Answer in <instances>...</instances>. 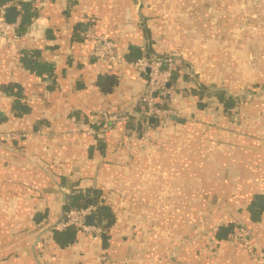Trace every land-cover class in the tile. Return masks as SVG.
<instances>
[{"label":"crops","instance_id":"obj_1","mask_svg":"<svg viewBox=\"0 0 264 264\" xmlns=\"http://www.w3.org/2000/svg\"><path fill=\"white\" fill-rule=\"evenodd\" d=\"M16 2L30 4L35 17L15 44L0 40V131L24 135L0 138V264H264V208L255 221L248 213L264 199V0L0 7ZM92 25L122 57L134 47L135 60L178 62L167 84L168 121L138 141L124 122L98 147L86 132L97 114L130 112L147 85L146 74L92 56ZM32 51L52 72L22 65ZM200 86L234 99L231 115L212 94L198 99ZM71 188L102 191L114 214L103 248L85 234L60 248L47 230ZM241 220L252 251L232 234L217 235Z\"/></svg>","mask_w":264,"mask_h":264},{"label":"built area","instance_id":"obj_2","mask_svg":"<svg viewBox=\"0 0 264 264\" xmlns=\"http://www.w3.org/2000/svg\"><path fill=\"white\" fill-rule=\"evenodd\" d=\"M5 8L6 6L0 7V40L6 41L9 45H13L19 38L21 9L19 5L16 6V9L20 12V15H18L15 21L10 24L7 23L5 19ZM86 39L93 43L91 54L94 58L104 61L110 67H132L137 70V72L146 74L147 85L138 100L145 104L146 110L144 114L146 117L152 118L154 116H168L170 114L169 112L158 108L155 104L157 103V97L160 93L166 92L169 95L167 84L171 78L173 66L178 64V62L174 60L172 56H151L140 58L134 61H128L118 53L115 42L112 39L97 33L93 25L90 26L89 31H87ZM101 117L102 125L100 128L98 130L88 128L86 131L88 134L103 136L111 130L114 124L118 122H126L128 119L126 114L108 115L106 113H102ZM150 129L151 128L149 125L146 124L145 130L148 131ZM23 136V134L12 131H0V138L5 140H17ZM96 210L97 207L95 205H90L84 208L71 209L66 213L63 212L60 220H58L55 225L47 228V230L51 231L53 228H73L80 234L92 236L93 240H96L97 242L103 235L102 230L95 225H88L86 222L87 218L89 216H93V213L96 212ZM232 235L237 240V242L244 246V250L252 251L250 244L251 233L248 229L237 225L233 228ZM105 259V255L101 253L98 255V260L103 261Z\"/></svg>","mask_w":264,"mask_h":264},{"label":"trees","instance_id":"obj_3","mask_svg":"<svg viewBox=\"0 0 264 264\" xmlns=\"http://www.w3.org/2000/svg\"><path fill=\"white\" fill-rule=\"evenodd\" d=\"M13 0H0V6L4 5L7 2H10ZM17 5L20 6L21 9V22L19 26V32L22 33L26 31V27H28L31 23V21L35 17V12L30 4L24 3V2H16ZM22 33V34H24ZM139 51L134 48L130 47V53L124 54L123 58L126 60H135L136 58L140 57ZM21 63L26 67L28 70L31 71V73H36L37 75H41L44 72L50 73L52 72L53 68L51 65L43 62L39 58V54L37 52H25L21 57ZM177 71L175 70L174 74H172V78L175 77V74ZM101 87V84H100ZM106 86L103 85V89H105ZM194 94L196 97L201 98L204 94L206 95H213L214 98L218 99L222 105L223 112L230 114V111L234 105L236 104L234 99L227 97L224 92L222 91H212L210 93L209 89L204 86H200L199 88H195ZM169 95L166 92H162L157 97V103L155 104L158 108L168 112L171 109V104L169 101ZM204 103L200 102V108H204ZM146 110L145 104L138 101L130 110V112L126 113V116L128 117L127 121L124 122L126 126L127 133H130L132 135L133 141H138L142 137H144L145 134V126L146 124L149 125L150 128H156L158 125H161V122L168 121L170 115L168 116H154L152 118H148L145 116L144 112ZM87 128H93L95 130H98L100 126L102 125V117L101 114H97L95 116V119L93 122L86 121ZM42 125L41 123H38L35 128ZM94 139L96 140L97 147L99 146V141L102 140V136L95 135ZM131 140V139H130ZM90 205H95L97 207L96 212L93 213V220L95 226L99 227L103 235L100 237L102 240V248L103 245L106 244V237L109 236L110 229L114 223V214L110 208V206L105 202V198L103 196V193L100 189L97 188H86V189H76L71 188L70 194L67 196V199L64 204V212L71 209H79L84 208ZM262 211V209L258 208L253 202L248 207V213L250 216V220H257L258 214ZM44 216L41 214L37 216L36 222L41 223L43 222L42 219ZM242 223L238 224L240 227H245V224H243V220H241ZM246 228V227H245ZM232 234L233 232V225H228L226 227H222L217 231V235L220 236L221 234ZM80 235V233L73 228H65V229H57L53 228L51 229V236L53 241L58 245L60 248H64L70 244H72Z\"/></svg>","mask_w":264,"mask_h":264},{"label":"water","instance_id":"obj_4","mask_svg":"<svg viewBox=\"0 0 264 264\" xmlns=\"http://www.w3.org/2000/svg\"><path fill=\"white\" fill-rule=\"evenodd\" d=\"M4 13H5V19L7 23L11 24L15 21V17L17 16V11L14 7H6L4 10ZM256 205L258 208L263 209L264 199L257 200ZM86 222L88 225H93L94 224L93 216H89Z\"/></svg>","mask_w":264,"mask_h":264}]
</instances>
